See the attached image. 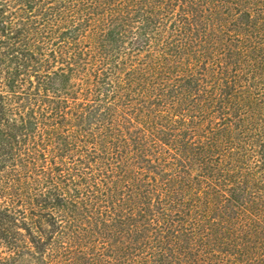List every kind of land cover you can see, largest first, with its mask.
<instances>
[{
	"label": "trees",
	"instance_id": "16d2710c",
	"mask_svg": "<svg viewBox=\"0 0 264 264\" xmlns=\"http://www.w3.org/2000/svg\"><path fill=\"white\" fill-rule=\"evenodd\" d=\"M0 264H264V0H0Z\"/></svg>",
	"mask_w": 264,
	"mask_h": 264
}]
</instances>
